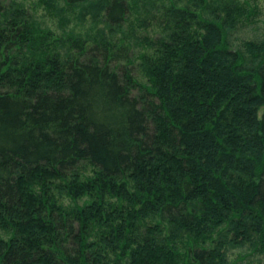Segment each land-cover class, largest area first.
<instances>
[{"label": "trees", "instance_id": "obj_1", "mask_svg": "<svg viewBox=\"0 0 264 264\" xmlns=\"http://www.w3.org/2000/svg\"><path fill=\"white\" fill-rule=\"evenodd\" d=\"M34 2L0 0V264L264 263L259 8Z\"/></svg>", "mask_w": 264, "mask_h": 264}, {"label": "rangeland", "instance_id": "obj_2", "mask_svg": "<svg viewBox=\"0 0 264 264\" xmlns=\"http://www.w3.org/2000/svg\"><path fill=\"white\" fill-rule=\"evenodd\" d=\"M34 2L36 4V0H27L28 3ZM252 5H255L259 8L260 14L256 18V24L255 25H250L246 30V36L252 37L254 36L257 32H263L264 31V0H249ZM40 20L45 22V25H48L55 30H57V22L50 18L48 15H46L45 11L43 10L42 6L37 8V14H36ZM88 26H85L84 29H87ZM256 30V31H255ZM252 256H249L247 259H239L238 264H248L247 261L248 259H251ZM260 260L256 261L259 262ZM254 263V264H256ZM250 264V263H249ZM264 264V263H262Z\"/></svg>", "mask_w": 264, "mask_h": 264}]
</instances>
